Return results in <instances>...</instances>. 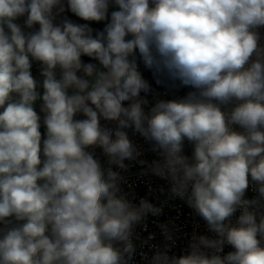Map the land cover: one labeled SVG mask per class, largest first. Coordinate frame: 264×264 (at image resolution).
Returning <instances> with one entry per match:
<instances>
[{
    "label": "clouds",
    "instance_id": "obj_1",
    "mask_svg": "<svg viewBox=\"0 0 264 264\" xmlns=\"http://www.w3.org/2000/svg\"><path fill=\"white\" fill-rule=\"evenodd\" d=\"M114 2L119 10L93 37L87 24L54 23L61 0H0V264H127L134 226L162 209L144 198L132 203L120 173L86 150L99 147L110 165L126 169L125 160L140 155L127 128L153 142L162 159L152 173L169 180L172 195L186 198L219 237L193 236L190 254L157 252L151 264H264V214L257 222L256 201L244 199L249 175L264 197V47L256 31L264 27V0ZM68 7L99 22L109 0H68ZM25 13L26 26L39 31L25 35L14 23ZM137 50L146 68L195 91L159 100L146 114L140 94L150 86ZM29 57L42 65V97ZM37 99L47 129L42 149ZM78 113L87 118L75 120ZM101 117L117 128H102ZM185 139L194 144L191 162L182 154ZM225 243L235 250L221 257Z\"/></svg>",
    "mask_w": 264,
    "mask_h": 264
},
{
    "label": "built area",
    "instance_id": "obj_2",
    "mask_svg": "<svg viewBox=\"0 0 264 264\" xmlns=\"http://www.w3.org/2000/svg\"><path fill=\"white\" fill-rule=\"evenodd\" d=\"M27 17L17 18L16 22L25 35L32 33L31 29L36 26L34 24L31 28H28L25 24ZM260 40L259 44L264 47V27L258 28ZM30 61L33 59L29 57ZM252 59H256L253 56ZM41 63H35L32 65V69L35 71L40 70ZM80 71L77 72V75ZM56 73L60 76L61 70L56 69ZM73 93V89H69ZM195 89L189 85L170 86L164 88H158L149 91L147 94L141 95V98L146 100L144 105L145 113H149L151 107H153L159 100H179L186 97L190 92ZM130 102H125L124 106H128ZM233 105L228 106L227 109L222 107V110H230ZM84 115L78 119H86ZM100 125L102 128H108L115 130L117 128L116 121H106L102 117L100 118ZM233 129L238 132H242L243 129L239 125H233ZM126 131L130 141L134 144L140 155L134 160H125L126 169H120L116 165H110L108 163L109 158L103 153V150L99 147H90L87 151L93 153L94 158L97 159L102 168L107 170L111 167L114 171L120 173L122 180L120 182V188L122 194L134 204L138 205L141 198L147 199L153 205L162 209V214L159 216L147 215L140 223L134 226L132 242L135 246V251L130 259H127V264H151L152 258L157 252H167L169 257L179 258L184 255H188L191 252V244L193 243V236H205L209 239H219L217 233L210 230L207 222L199 216L196 211L189 207L187 199H181L173 196L170 188L171 183L169 180L162 179L154 175L151 171V165L153 161L161 160L158 151H153V142L146 140L142 135L134 130V128L124 129ZM114 138V137H113ZM194 152V144L187 139L183 143V155L192 161ZM244 199L256 201V203L250 208V211L257 213V222H259V216L264 214V197H261L258 192V185L251 180L249 175V187L245 191ZM242 209L237 211L230 218V223L236 226L238 217L241 215ZM227 222V221H226ZM166 226L168 233L172 239L169 240L164 235V231L161 226ZM3 225H0L2 228ZM264 244V241H262ZM116 247H122L117 243ZM206 254L211 256L214 253L212 249L201 248ZM235 249L225 243L223 251L217 253L221 257L227 255L229 252Z\"/></svg>",
    "mask_w": 264,
    "mask_h": 264
},
{
    "label": "crops",
    "instance_id": "obj_3",
    "mask_svg": "<svg viewBox=\"0 0 264 264\" xmlns=\"http://www.w3.org/2000/svg\"><path fill=\"white\" fill-rule=\"evenodd\" d=\"M61 3L64 7V11L63 12H59V8H54L53 9V15L55 16V20H54V23L59 25L61 24L65 19L67 20H70L71 22L75 23V24H85V20L81 19L80 17L76 16L74 13L71 12L70 8L68 7V0H61ZM27 13H25L23 16H20L21 18H24V17H27ZM18 17V18H20ZM14 23L17 24L16 20L14 21ZM18 25V24H17ZM89 26V25H88ZM91 28V26H89ZM39 28H40V25L39 24H36V26L34 28L31 29V32L34 33V32H37L39 31ZM5 31L7 32V28H5ZM92 33H95V31H92ZM83 63H93V64H96V63H99V61H93V60H88V61H82ZM31 63V74L34 78V80L37 82V92L40 94V96L42 97L43 95V79L44 77L41 75V71H42V67L40 70L38 71H35L32 69V65L35 64V63H40L36 60H32L30 61ZM97 65V64H96ZM57 74V73H56ZM83 72L80 71L78 76H81L83 77ZM60 76L57 74V79H59ZM84 78H87V77H84ZM72 93L69 91V95H71ZM89 106H92L91 105V102L89 101ZM43 104V101L42 99H37L35 102H34V109L35 111L37 112V114L40 116V133L41 132H47V129H46V126L44 124V116H45V113L41 111V106ZM94 107V106H92ZM83 116L82 113H78L76 114V116L74 117L75 120H78L80 119L81 117Z\"/></svg>",
    "mask_w": 264,
    "mask_h": 264
},
{
    "label": "rangeland",
    "instance_id": "obj_4",
    "mask_svg": "<svg viewBox=\"0 0 264 264\" xmlns=\"http://www.w3.org/2000/svg\"><path fill=\"white\" fill-rule=\"evenodd\" d=\"M118 6L115 4L114 0H109V7H108V11L106 14V18L102 21H85V24L91 26V29L93 31H95V33H92L93 37L94 34H97L98 32H103L106 25L108 23L111 22V13L114 10H117ZM132 37L129 35L126 37V39H131ZM135 59L138 65V71L142 74L143 78L147 81V82H153L155 80H159V81H165V80H170V79H174L172 78L166 71L163 72H156L154 69H148L145 67L142 58L140 57V54L137 50V52L135 53ZM98 68L102 69V66L99 63H96ZM178 79V78H176ZM180 80V79H179ZM181 81V80H180ZM182 82V81H181ZM144 92H141V95H144ZM46 134L47 132H41V149L43 148V140L46 139ZM41 160H44V156H43V152L41 151ZM42 166V165H41ZM13 223H20V222H15L13 220Z\"/></svg>",
    "mask_w": 264,
    "mask_h": 264
},
{
    "label": "trees",
    "instance_id": "obj_5",
    "mask_svg": "<svg viewBox=\"0 0 264 264\" xmlns=\"http://www.w3.org/2000/svg\"><path fill=\"white\" fill-rule=\"evenodd\" d=\"M118 10H119V8H117V10H114V11H118ZM95 36H96V34H94V37ZM81 60L82 61H88V60L97 61V60L90 58L88 56H82ZM148 84L150 86V91L154 90V89H158V88L183 85V83L179 79H170V80H165V81L155 80L153 82H148Z\"/></svg>",
    "mask_w": 264,
    "mask_h": 264
}]
</instances>
